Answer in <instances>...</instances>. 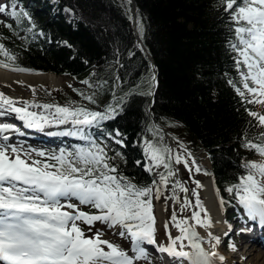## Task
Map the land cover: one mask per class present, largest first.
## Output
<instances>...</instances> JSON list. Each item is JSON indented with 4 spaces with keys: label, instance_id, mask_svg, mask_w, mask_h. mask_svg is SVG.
Listing matches in <instances>:
<instances>
[{
    "label": "snow or ice",
    "instance_id": "snow-or-ice-1",
    "mask_svg": "<svg viewBox=\"0 0 264 264\" xmlns=\"http://www.w3.org/2000/svg\"><path fill=\"white\" fill-rule=\"evenodd\" d=\"M224 9L231 13L235 25L233 31L237 43L231 44V48L238 56L235 63L243 89L236 87L235 90L242 98L246 94L250 96L248 103L264 104V0H224ZM4 13L13 18L22 16L35 28V24L31 23L32 17L27 11L18 10L15 0L10 5L0 3V14ZM0 55L9 60L16 59L3 43H0ZM0 66L10 68L3 61H0ZM10 70L27 71L15 67ZM152 79L154 82L155 77ZM85 98L95 102L92 96ZM17 103L0 93V110L7 108L16 113L26 127L40 128L43 123L49 122L48 117L29 111L28 102H24L26 106L22 107H17ZM30 106L41 107L38 104ZM42 107L49 109L53 105ZM55 112L57 118L53 123L63 124L71 120L75 125H92L114 119L117 108L109 106L103 112H90L83 108L57 106ZM4 114L0 111V116ZM249 115L256 118L260 127H264V114L249 112ZM9 131L19 129L10 123H0V264H137L141 259H149L144 245H152L159 253L167 254L174 264H216L217 261H225V256L203 247L197 227L209 229L213 222L197 191L193 190L195 202L185 197L181 204L180 212L183 213L185 208L191 209L190 216L181 218L175 211L172 214L170 222L180 234L172 236L167 230L168 223H165L169 243L157 245L152 203L154 188L139 186L120 175L117 166L111 163L115 157L109 156L104 145L92 139L87 147L72 151L64 148L58 153L35 148L25 150L22 145L8 143L10 137L5 133ZM61 134L77 136L80 131ZM122 135L115 130L112 137L115 143L123 144L122 139H116ZM260 139V143L249 140L244 146L264 158V133ZM145 143V153L155 166L163 165L167 169L166 174H160V184L166 188L169 178L176 175L171 168L172 150L148 141ZM174 159L175 163L183 160L188 166V161L178 153ZM244 167L246 173L226 191L234 193L247 217L264 228V159L250 161ZM195 171L200 172V167L197 166ZM155 184L156 181H153ZM195 184L197 188L203 187L198 181ZM176 187L183 192L188 191L179 182ZM160 191L159 186L155 187L156 199H159ZM73 198L78 203H73ZM171 198L180 201L178 196ZM219 202L223 207L225 201L222 197ZM80 205L91 206L96 212L83 211ZM96 222L108 228L119 226V236H127L131 241L132 255L119 244L102 238L105 235L102 230L93 232ZM82 224L88 226L87 232ZM208 235L215 248L220 238L210 232ZM230 248L236 250L234 244Z\"/></svg>",
    "mask_w": 264,
    "mask_h": 264
},
{
    "label": "trees",
    "instance_id": "trees-1",
    "mask_svg": "<svg viewBox=\"0 0 264 264\" xmlns=\"http://www.w3.org/2000/svg\"><path fill=\"white\" fill-rule=\"evenodd\" d=\"M59 0L85 18L76 26L51 23L40 16L38 25L70 45L19 41L5 33V45L16 59L4 57L10 66L54 71L77 79L90 76L99 84L86 90L95 102L105 101L114 88L117 55L120 68L119 95L113 106L122 109L112 124L126 136L122 155L111 163L118 172L139 186H150V176L135 159L142 158L143 142L169 148L163 135L168 127L178 142L193 149L203 147L212 161L216 184L225 187L245 174L243 158L256 154L244 145L261 142L260 127L249 112L259 111L249 97L242 98L231 13L224 0H136L140 31L156 68L157 87L152 92L153 67L138 48L130 24L128 0ZM88 18L93 24L89 23ZM231 81L232 83H230ZM235 85V87H234ZM81 93L80 88L76 90ZM151 93V94H150ZM171 168L173 164L171 162Z\"/></svg>",
    "mask_w": 264,
    "mask_h": 264
},
{
    "label": "rangeland",
    "instance_id": "rangeland-1",
    "mask_svg": "<svg viewBox=\"0 0 264 264\" xmlns=\"http://www.w3.org/2000/svg\"><path fill=\"white\" fill-rule=\"evenodd\" d=\"M125 2H127V0ZM3 3H5V2H3ZM64 13H65V15H68L69 10L64 9ZM0 16H2V15L0 14ZM88 20H89L90 24H93L92 20L90 18H88ZM28 76H29V80L15 79V80H12L9 82L0 80V93H4L5 96L10 97L15 101H18L19 103H17L16 105L20 106V107L26 106L24 104V102H27V101H25L27 99V97L31 98L30 100L38 101L37 103H38V105H41V107H31L30 106V108H29L30 110H34V111H39L40 108H43L42 105H45V104L53 105L51 103H46L45 101H42V100H44L42 98H51L50 96H52V94H54L55 91H58V90L67 91V89H69V86L73 83L72 78H69L67 76H61V75H58V76L56 75L57 82H59V84L57 83L54 86L51 85L49 83V81L36 80L35 74H28ZM33 89L35 91H33ZM68 94H69V92H68ZM82 118L83 117H81V119ZM31 148H35V147H30L29 149H31ZM29 149L26 148L25 150H29ZM35 149L42 150V149H38V148H35ZM200 152L201 153L199 155L203 156L202 162L205 163L206 165H209V161H208L207 157L205 156V153L202 151H200ZM52 153H58V152H52ZM262 159H264V158L259 156L258 158H255L253 161H261ZM190 162L188 163L187 167L185 165L181 167L182 168L181 174L183 177H185L191 183L192 189L197 191L199 193V196H201L204 193V190L202 189V187L197 188L195 182L198 181L202 185L205 183V180L208 179L209 175H203L200 172H195L194 166ZM153 164L155 165L154 162H153ZM161 167H163V165H161L159 167L155 166L156 173H158L161 170ZM149 168H150V166H149ZM189 168H191V171H189ZM176 183H174V186H171V187H170V183H168V186L166 188L160 184V186L162 188H165L166 191L164 192V194H160V202H158V204H157V207L159 206L161 209L160 212L158 209H156V211L154 212L155 217H156V232L157 233L159 232L158 225L161 224L164 231H162V233L159 232L158 237L160 240H162L165 243H167L169 241H168L167 236H166V230L164 228V224L168 223V229L167 230L171 231L172 236L179 235L180 234L179 231L170 222L172 214L175 211L178 217L182 218V217L190 216L191 211H192L191 209L185 208L183 213L180 212L181 204L183 203L185 197H187L188 200L195 202V197L193 195L192 196L188 195L187 192L181 191L179 187H176ZM179 183L182 184L184 187V184L182 183L181 179H180ZM229 194L232 195L231 193H229ZM173 195L178 196L180 198V201L176 202L174 199H172L171 197H173ZM72 202L78 203L76 200H72ZM221 211H222V207H221ZM222 212H224V207H223ZM163 215L166 218L167 222H164L162 220ZM221 216H222V213L220 214V217ZM83 228L85 229V226H83ZM97 229L102 230L105 233V235L102 238H104V239L108 238V240H110L113 243L119 244L120 246L126 240L125 238H121L116 233L111 232L110 229H108L106 227V225L102 224L101 222H96V224L93 226L92 231L95 232ZM115 229H120V228H119V226H117ZM85 231L87 232L86 229H85ZM214 232H215V230L212 228L211 233L213 234ZM88 234H91V233H88ZM207 238H209V237H207ZM229 254L233 258H241L239 256L240 250H237L235 252H231ZM259 254H261V253H259ZM259 254H257V256L251 255L250 259L252 261L258 263V264H264V259H261L259 257ZM156 264H159V263H156Z\"/></svg>",
    "mask_w": 264,
    "mask_h": 264
},
{
    "label": "bare ground",
    "instance_id": "bare-ground-1",
    "mask_svg": "<svg viewBox=\"0 0 264 264\" xmlns=\"http://www.w3.org/2000/svg\"><path fill=\"white\" fill-rule=\"evenodd\" d=\"M15 79L29 80V76H28V74H25V73H13V72H10V71H7V70L0 68V80L9 82V81H12ZM35 79L39 80V81L40 80L49 81V83L53 86L57 83L59 84V82H57L56 75L52 74V73L35 74ZM203 189H204V192L206 194V208L208 209L210 215L214 216L213 217L214 218L213 223L218 224V222L220 221V202H219L220 200H218V199H220V198L215 193L213 183H212L210 178H208L206 180V182L203 184ZM198 230L201 232L209 233V230L205 229V228L198 227ZM209 241H211V238L209 239L207 237H204V239H202L203 245L213 248L212 245H213L214 241H212L211 243ZM259 257L261 259H264V254H262V253L259 254Z\"/></svg>",
    "mask_w": 264,
    "mask_h": 264
}]
</instances>
